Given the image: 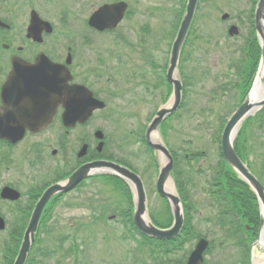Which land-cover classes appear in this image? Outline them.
<instances>
[{"label":"rangeland","instance_id":"374dc122","mask_svg":"<svg viewBox=\"0 0 264 264\" xmlns=\"http://www.w3.org/2000/svg\"><path fill=\"white\" fill-rule=\"evenodd\" d=\"M73 1L74 9L66 11L67 4L71 5ZM104 1L107 0H48L47 3L39 0V9L47 15L44 17L56 26V32L49 36L44 47L56 56L59 52L64 53V46L70 42L64 38V31H68V20L79 18V24L73 30L74 35L88 33L86 18ZM125 1L129 4V10L115 32L86 34L91 38L86 47L88 49L78 51L76 63L86 73V78L80 79L99 91V95L104 85L114 95L101 93L107 103L106 108L97 111L86 126L70 131L71 165L74 164L82 140L94 145L93 133L101 129L106 138L105 154L133 163L145 184L149 214L163 221L167 208L156 190V166L140 138L156 109L164 104V88L163 91L154 90L159 77L154 70L164 75V65L168 61L173 41L171 35L175 33L185 0ZM252 4L253 0H198L194 19L195 35H192L191 44L186 48L187 60L183 62V69L188 75L186 98L184 105L167 122L166 139L168 146L179 153L185 149L188 153L194 152L195 148L207 151L205 159L208 162L202 158L204 160L196 164L202 168L209 166L210 162L215 163L218 145L214 136L219 131L220 119L228 118L237 106L235 81L238 77L229 65L231 58L235 54L239 56L240 49L245 45L250 27L245 16L251 11ZM224 12L228 13L225 20L221 19ZM66 13L68 19L65 22ZM232 24L239 29L233 37L227 32ZM53 40L58 43H53ZM94 48L102 51L101 63L92 51ZM95 77H101V80L111 77L115 81L101 82ZM260 111L255 119L244 123L241 129L242 134L247 136L245 153L251 170L264 181V110ZM12 173H17L13 165L10 171L0 168V187L12 180ZM200 176L195 175L190 185L191 200L198 213L194 221L203 232L213 236L207 232L212 223L204 220V217L213 215L217 208L213 207L212 197L205 191L208 189L206 179ZM108 191L110 186H104L101 180L88 179L64 199L69 206L53 211L57 233L70 235L58 251L69 254L67 250L71 243L76 242L78 251L87 252L89 256H103L107 260L108 256H114L116 260L123 253L129 254V258L133 257V264H154L161 256L159 249L156 250L154 245L155 251H152L142 239L139 241L136 236L130 238L128 229L122 223L124 217L119 208L129 213L133 210L128 207L127 198H119ZM103 204L108 207L105 211L100 209ZM12 208L8 203L0 202V214L7 222L6 230L0 232V259L3 245L12 230ZM198 215L202 218H198ZM190 247V244H186L184 250ZM156 251L160 255L154 256ZM238 256L237 250H223L215 243L206 255L205 264H237ZM254 256L264 258V252L256 247ZM41 264H67V261L65 257L60 260L44 259Z\"/></svg>","mask_w":264,"mask_h":264},{"label":"water","instance_id":"95a60500","mask_svg":"<svg viewBox=\"0 0 264 264\" xmlns=\"http://www.w3.org/2000/svg\"><path fill=\"white\" fill-rule=\"evenodd\" d=\"M196 2L197 0H187L185 13L172 43L166 73L167 80L173 86L171 99L166 105L156 111L145 133L147 145L161 157L156 188L158 193L169 202L174 218L172 226L169 228H159L152 223L146 210L147 199L144 185L136 173L125 166L111 161L99 160L88 162L79 166L64 183H55L43 192L33 209L28 226L24 232L21 247L13 264L24 263L30 250L31 242L34 240L40 215L48 200L58 192L62 193L71 190L82 179L95 173L117 175L123 178L132 188L135 195L133 221L142 233L159 239H171L179 234L184 219L180 198L166 187V184L171 180L172 155L164 143L155 139L154 135L157 133L160 123L175 111L181 102L182 83L176 71L181 47L192 21ZM126 8L127 4L123 1L104 4L91 15L89 25L98 30L113 28L124 16ZM254 16L255 29L262 50L261 60L248 95L233 112L223 128L221 152L223 158L228 161L264 203V186L250 172L233 148V141L241 122L264 106V89L261 83L264 75L261 71L264 62V0H258ZM227 17L228 14L222 15L223 19ZM42 26H47L45 29L48 32L51 31L50 24L39 18L36 12H32L28 36L41 41ZM228 32L230 35L237 34L238 28L235 25H231ZM67 63H69V58L67 59ZM71 79L72 76L66 65L53 63L43 54H40L33 64L21 59L13 60L12 69L2 90V94L7 101L5 108L0 107V138L8 139L14 143L22 138L27 128L32 131L40 130L52 120L59 105L65 108L62 118L67 126H74L76 122H85L95 108L104 106V103L94 98L92 92L84 85H70L68 81ZM256 84H258L257 92ZM254 91L255 94H253ZM9 97L11 99L17 98V100L22 99V105L8 108L10 105ZM95 135L99 138L102 137L100 131H97ZM101 146L102 142L99 143L97 148L100 150ZM86 150L87 145L85 144L80 149L78 156H83ZM0 195L2 198L10 200H15L20 196L18 191L8 186L2 188ZM263 224L264 211H262L260 219V225L262 226ZM4 227L5 221L0 216V230L4 229ZM207 245L208 241L206 239H199L186 264H201L203 252Z\"/></svg>","mask_w":264,"mask_h":264},{"label":"trees","instance_id":"16d2710c","mask_svg":"<svg viewBox=\"0 0 264 264\" xmlns=\"http://www.w3.org/2000/svg\"><path fill=\"white\" fill-rule=\"evenodd\" d=\"M257 0H253L251 6V11L245 16L246 19L250 22L249 32L245 39V45L240 49L239 56L235 54L231 58V64L229 67L234 69L236 77L238 80L235 81V89H237V105L242 101L244 95L247 93L249 86L253 80L258 60L260 57V46L256 38L254 26H253V12L254 6ZM182 6H185L183 2ZM184 10V9H183ZM241 17H239L240 20ZM241 22V21H240ZM243 23V22H242ZM195 35L194 24L191 26L189 35L182 49V55L180 59V72L181 77L184 80V86H187V77L188 75L184 71L183 62L187 60L186 57V48L191 44V37ZM170 37V36H169ZM165 68V66H164ZM159 77H163L161 73H158V70H154ZM163 81L162 78H158V85ZM170 86L167 84L166 94L163 99H166L170 93ZM240 96V97H239ZM185 94L182 105L185 102ZM182 107V106H181ZM259 115V114H258ZM257 115V116H258ZM256 116V117H257ZM255 117V118H256ZM253 118H249L246 122L251 121ZM227 118L220 119L219 122V131L215 133V141L217 144L220 140V133L222 131L223 125L226 122ZM167 123L162 125L161 131L164 137H167L166 132ZM242 130L238 135L235 141V149L242 159H247V155L244 152V143L247 140V136L242 134ZM140 141L144 143V135L141 134ZM147 152L153 154L149 148H146ZM184 152L179 153L177 151H172L174 157V167L173 174L175 179V184L177 190L181 196L184 208V226L181 231V238L178 237L175 240H156L148 239L150 241L156 242V246L160 247L162 252H170L171 250L178 248L176 246H183L193 237L205 236L198 224L194 223L196 214V207L191 200L190 195V185L193 183L194 176H200L206 179L208 189L205 190L212 197V202L216 206L217 211L204 220H217L219 227L222 230V238L220 239V244H233L236 248H239V253L241 255L240 262L241 264H250V243L254 239V229L258 225L259 212L256 204L255 196L250 188L240 179L237 173L229 166V164L222 158L220 151L218 150L217 158L215 163L210 162V165L202 168L199 164V161L204 160L206 157L205 152L202 149L195 148L194 152L188 153L187 149L183 150ZM208 153V152H207ZM111 158H115L116 161L127 165L128 167L134 169V165L131 162H128L125 159L116 158L110 155ZM204 158V159H202ZM206 160V159H205ZM207 161V160H206ZM208 162V161H207ZM197 166V167H196ZM210 171V172H209ZM209 172V173H208ZM102 182L111 187L110 193L118 195L119 198H127L128 207L132 208L131 201V192L129 187L118 177L112 175H103L100 177ZM191 187H194L191 186ZM119 201V199H116ZM213 205V206H214ZM167 212L165 213V218L163 221H158L153 218V220L160 226H167L171 221V214L169 208L166 206ZM108 207L104 204L101 206V211L107 210ZM123 217L129 221L134 231L136 233V228L132 225L131 222V213L124 208H119ZM15 217H25L28 216V209H13L12 210ZM102 214V212H101ZM198 218H202L198 215ZM250 224L253 228L252 230H245L244 224ZM215 226V224H213ZM25 227L24 224L14 225L12 231H10L11 238L6 241L7 243V256L10 261L14 258L16 254V249L18 248L20 238L22 236V231ZM217 234V231H212ZM142 240L145 241V238L142 237ZM180 246V247H181ZM78 245H71L69 250L78 249Z\"/></svg>","mask_w":264,"mask_h":264},{"label":"flooded vegetation","instance_id":"af4514ba","mask_svg":"<svg viewBox=\"0 0 264 264\" xmlns=\"http://www.w3.org/2000/svg\"><path fill=\"white\" fill-rule=\"evenodd\" d=\"M38 1L39 0H0L1 108H5V102L7 101L5 96H2L1 94L2 88L7 80V76L12 67L13 58L15 57H20L28 62H33L41 52H44L52 60L63 63L65 62L66 57L70 55L71 63L68 67L73 76L71 83H84V79H79V77H86V73L80 69L79 63H76V59L78 60V51L80 50L79 44L74 42L71 46H68L65 59L56 60L53 58L56 55H53V53L50 52L48 53V50L44 47L45 41H47L49 38L46 36V33H43V41L41 43L37 41L35 42L28 37L27 32L31 22V12L33 10L38 11ZM114 1L117 0H107L104 2ZM74 4L75 1H73L71 5L67 4L66 11H68L70 8L74 9L72 7ZM40 16L44 18L41 14ZM78 19H69L68 23L70 26L75 28L76 24L78 23ZM113 31L114 30H104L100 32V34L112 33ZM70 37H74L76 41L79 40V36L74 35L71 31ZM92 51L95 55H97V59L100 60L102 51L98 48H94ZM59 53L61 54V52ZM95 80L101 82L103 81L101 80V77H95ZM109 81L110 79H108L107 82ZM84 84L87 85L86 83ZM22 103V99L13 100L10 98V105L8 108L14 105L17 107L21 106ZM62 110L63 109L61 107L58 108V112L56 113L57 116L55 115L53 121L50 124L44 126L36 133L26 131L24 137L15 144H11L6 140H0V168L2 171H10L11 165H13L17 170V173L10 174L12 176V180L5 184L18 189L21 192V201L16 202L22 209L30 208L32 211L38 198L49 185L65 179L72 172L70 130L64 126L59 117V114L62 112ZM87 124L88 121L81 126H85ZM95 159L98 158L92 157L91 160ZM82 162L76 164L75 168ZM19 187H21L22 190ZM69 194L70 192L57 194L50 199V201L45 206L46 211H44L43 216L40 219L38 232L46 230L43 228L45 224L53 225L56 223V220L46 216L47 214L49 215L47 210L68 206L69 204L65 202L64 199ZM19 221L22 222V219ZM45 235H50L47 237H53V239H55V236L52 234L44 233V236ZM176 247L178 248L170 253L171 255H174V257L166 258L165 256L161 255L162 258H159L158 262H155L154 264H185L189 254H187L185 257L182 250L179 248L180 246L178 245ZM77 253L79 255H76L74 252L72 260L70 257L71 254L65 255L67 264H133V257L130 256L129 258V254L123 255L122 253L120 256H118L119 259L116 260L114 256H108L109 260H107L105 257L103 258V256H89L88 253L84 251H79ZM128 258L129 260L126 261ZM25 263L30 264V261L26 260ZM143 264L146 263L143 262Z\"/></svg>","mask_w":264,"mask_h":264},{"label":"bare ground","instance_id":"6f19581e","mask_svg":"<svg viewBox=\"0 0 264 264\" xmlns=\"http://www.w3.org/2000/svg\"><path fill=\"white\" fill-rule=\"evenodd\" d=\"M261 71H262V73H264V62H263V64H262ZM255 86H256V92H257V89H258V84H256ZM253 94H255V91H254V93H253ZM154 138H155V136H154ZM166 187H167V189H168V190L172 191V187H171V185H170V184H168Z\"/></svg>","mask_w":264,"mask_h":264}]
</instances>
